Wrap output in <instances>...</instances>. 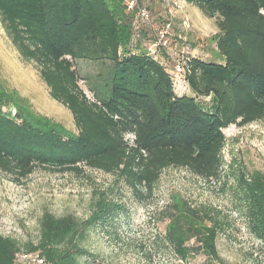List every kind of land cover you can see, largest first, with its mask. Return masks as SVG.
I'll return each instance as SVG.
<instances>
[{
	"label": "trees",
	"instance_id": "16d2710c",
	"mask_svg": "<svg viewBox=\"0 0 264 264\" xmlns=\"http://www.w3.org/2000/svg\"><path fill=\"white\" fill-rule=\"evenodd\" d=\"M184 1L215 22L213 61L187 53L170 60L156 32L154 53L143 48L123 0H0L2 29L49 96L70 112L76 130L34 116L25 99L0 85V173L19 182L37 167L78 174L88 168L116 176L142 200L169 168L218 180L223 131L264 122V0ZM76 61L99 66L91 97L79 84ZM178 62L190 95L175 93ZM245 186L249 231L264 252V176L254 172ZM111 212L98 202L85 221L44 212L36 244L20 246L0 234V264H14L21 251L38 253L44 264L94 257L82 242ZM164 215V241L176 259L201 254L224 264L217 221L206 223L208 217L180 197Z\"/></svg>",
	"mask_w": 264,
	"mask_h": 264
},
{
	"label": "rangeland",
	"instance_id": "374dc122",
	"mask_svg": "<svg viewBox=\"0 0 264 264\" xmlns=\"http://www.w3.org/2000/svg\"><path fill=\"white\" fill-rule=\"evenodd\" d=\"M168 3H174L173 9ZM139 6L148 9L150 16V21L144 23L131 14L136 28L134 40L140 41L143 48L154 53L153 34L169 20L171 31L165 52L170 60L178 61L176 57L186 53L202 61L214 60L215 22L198 8L184 0H139ZM74 66L80 86L91 97L89 83L99 72V66L88 61H76ZM0 85L25 99L34 116H42L66 132H76L70 112L49 96L37 70L22 61L1 23ZM174 85L177 95H190L182 76L175 75ZM14 111L11 109L12 114ZM223 132L226 142L218 180L209 183L185 169L169 168L162 172L151 196L144 200L116 176L88 168H82L78 174L37 167L19 182L0 173V234L16 239L20 246L36 244L44 212L85 221L98 202L109 205L112 217L85 235L82 244L94 257L80 258L79 264H217L201 254L192 255L186 262L179 261L166 245L164 213L172 199L180 197L205 214L206 223L217 221L221 231L216 248L224 264H264L262 246L249 231L245 193V182L254 172L264 176V122L230 126Z\"/></svg>",
	"mask_w": 264,
	"mask_h": 264
},
{
	"label": "built area",
	"instance_id": "2783aa9c",
	"mask_svg": "<svg viewBox=\"0 0 264 264\" xmlns=\"http://www.w3.org/2000/svg\"><path fill=\"white\" fill-rule=\"evenodd\" d=\"M171 0H169L170 2ZM174 3H172L173 5ZM123 5L125 7V11L129 14H136L137 18L140 21L147 22L149 21V11L146 8H141L139 6V0H123ZM170 5V3H168ZM172 5H170V9H173ZM170 9H168L169 14H171ZM171 30V24L169 22L164 23L159 29L156 30V43L158 45L162 44L163 46L168 45V39H166L167 35H169ZM183 72V68L181 64L178 62L174 66V74H181ZM14 264H44L43 259L39 256L38 253H25L20 252L16 255Z\"/></svg>",
	"mask_w": 264,
	"mask_h": 264
}]
</instances>
